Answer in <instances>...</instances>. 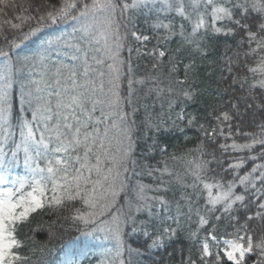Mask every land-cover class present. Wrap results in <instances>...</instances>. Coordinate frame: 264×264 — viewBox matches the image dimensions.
Masks as SVG:
<instances>
[{
  "label": "snow or ice",
  "instance_id": "6c2138e0",
  "mask_svg": "<svg viewBox=\"0 0 264 264\" xmlns=\"http://www.w3.org/2000/svg\"><path fill=\"white\" fill-rule=\"evenodd\" d=\"M146 8L152 13L153 31H162L164 41L179 35L181 47L187 46L185 51L190 59L184 65L183 79L171 75L180 61L169 60L171 79L167 93L177 101L181 96L185 100L194 99V85L189 80L196 70L197 55L206 58L207 41L223 33L233 39L239 37L238 49H247L242 60L238 54L228 67L230 74L237 73L231 77L229 87L239 84L248 94L244 98L245 112H240L237 100L227 111L212 113L216 126L211 131L199 125L204 136L213 141L217 136L224 137L221 156L230 152L244 155L231 162L215 155L211 160L172 157L180 162L182 171H170L165 164L148 175L159 171L162 176L174 177L185 190L187 211L179 207L177 210L195 225L189 237L199 245L198 256L188 264H248L246 254L253 252L258 253L256 264H264V0H51L35 13L17 17L19 23L8 22L17 35L9 43V51L0 49V57L4 58L0 66V185H4L0 187V264H28V257L21 254L23 245L17 238V229L28 221L30 214L46 205L59 209L79 201L81 207H72L75 215L71 218L91 224V232L104 233L105 238L114 241L117 258L125 249V237L129 235L125 227L129 223L132 233L140 231L152 238L149 246L175 234L176 228L163 227L156 234L150 233L146 224H137L134 211H147L151 216L154 208L167 210L169 205L165 195L147 196L143 185L138 186L134 211L131 203L128 211H113L116 197L126 188L134 144V86L145 84V80L132 78L131 60L125 61L120 53L126 46L129 54L133 51L128 46L130 37L140 43L149 41V36L136 28V21ZM69 22L72 32L46 40L41 52L33 58L36 63L32 67L41 68L38 78L17 76L19 70L11 60V49L19 48L45 28ZM158 45L144 53L156 61L153 68L160 67V58L168 55ZM136 51L139 53L140 49ZM53 53L57 56L55 61L51 60ZM250 57L256 60L255 66H249ZM121 77L127 79L126 94L120 91ZM17 80L30 118L12 115L9 90ZM148 91L159 96L165 89L157 81ZM168 106L172 109L174 102L170 100ZM248 110H252V124L259 129L258 133L240 126ZM184 119L181 110L176 120ZM196 120V116L189 117L188 125ZM234 120L238 121L235 131ZM146 126L159 132L163 122L148 121ZM234 136L244 142L238 143L232 139ZM229 139L231 144L227 142ZM21 153L31 179L10 178L9 169L19 161ZM257 159L262 162L256 163ZM213 162L215 168L210 167ZM249 162L253 166L246 171L244 166ZM26 185L30 191H25ZM164 185L161 178L154 191L161 192ZM47 191H51V197L46 195ZM163 191L166 193L167 189ZM225 220L222 230L215 222ZM257 220L261 226L254 228ZM176 224L180 226L179 219ZM64 264H75L70 254H66ZM111 264L125 262L114 258Z\"/></svg>",
  "mask_w": 264,
  "mask_h": 264
},
{
  "label": "trees",
  "instance_id": "16d2710c",
  "mask_svg": "<svg viewBox=\"0 0 264 264\" xmlns=\"http://www.w3.org/2000/svg\"><path fill=\"white\" fill-rule=\"evenodd\" d=\"M50 2L51 0H3V2H0V49L9 51V43L16 39L17 33L11 29L8 22L19 23L17 17L35 13L37 9L46 6ZM151 16L152 13L146 8L136 21L138 32L149 36V41L140 43L130 37L128 46H131L133 51L129 54L126 46L120 53V57L125 61L129 58L131 60L132 78L134 80H145V84L134 86L136 114L133 118L136 121V127L134 129L131 161L135 163L131 161L129 163V172L125 179L126 188L116 197L113 211L120 209L128 211L129 203L133 205L134 211L138 186L143 185L147 196L165 195L169 205L167 210L159 207L154 208L151 216L147 211H134L137 224H146L150 233L158 234L163 227L176 228V232L167 235L157 245L149 246L152 245V238L144 236L140 231L132 233V226L129 223L125 227V232L129 233L125 237V249L117 258L114 241L105 238L104 233L91 232L93 227L91 224L85 225L83 222L74 221L71 218L75 215V212L71 210L72 207H81L79 201H74L71 205L59 209L46 205L43 209H37L36 212L30 214L28 221L23 222V226L17 229V238L23 245L21 254L28 257V264H64L66 254L71 255L75 264H111L114 258L123 260L125 264H188L191 258L199 254V245L189 237V232L195 230V225L180 216L177 210L179 207L182 211H187L183 199L185 196L184 188L175 181L174 177H169L166 174L162 176L159 171H153L152 175H148V172L153 169H162L165 164H167L170 171H182L180 162L173 160L172 157H184L186 160L199 157L200 159L211 160L212 155H215L219 159L227 158L228 162H231L233 158L244 155V153L230 152V154L225 153L224 156H221L220 145L225 143L224 137L217 136L213 141L204 136L199 125L203 124L208 131H211L216 126L212 113L215 111L219 114L221 109L227 111L231 104L237 103V100L240 101V112H245L244 98L248 94L240 89L239 84L229 87L232 83L231 77L236 76L237 73L234 71L230 74L228 67L230 60H237L238 54L242 60L244 58L243 51L247 49H238L239 37L233 39L223 33L207 41L206 58L197 55L196 70L189 80V83L194 85L193 90L196 93L194 99L185 100L181 96L177 101L175 96H170L167 93L171 79L168 73L169 60L180 61L177 65V71L171 75L176 79H183L184 65L189 63L190 59L185 51L187 46L181 47L182 37L179 35L171 36L169 40L164 41L162 31L152 30ZM31 23L34 25L35 21ZM176 25L178 30L179 18H177ZM24 30L26 31L27 28ZM72 30L71 22L52 25L20 44L19 48L11 49V60L15 63V68L19 70L16 75L21 79L38 78L41 68L39 66L32 67L36 63L33 58L41 52L44 42L57 36H66ZM5 36L8 37V40H5ZM158 39L160 40L159 45ZM16 42L19 43V40H16ZM157 45L160 50H166L168 55L160 58V67L153 68V63H156V61L144 53L146 51L151 52L153 46ZM137 48L140 49L139 53L136 51ZM178 48H181L180 52L176 51ZM60 59H64V57L61 56ZM51 60H57L55 53L51 55ZM249 60V66H255L256 60L251 57ZM3 63L4 58L0 57V66ZM232 66L235 68L236 64L233 63ZM126 68L127 65H125V70ZM121 81L120 91L122 94H126L127 79L121 77ZM157 81L159 87L165 89V92L159 96L155 92L149 94L148 90L154 88ZM255 91L253 90V94H255ZM170 100L174 102L172 109L168 106ZM9 102L12 105V115L14 117L30 118V111H26L27 105L24 102L19 80L9 90ZM255 103L258 104L259 100H256ZM181 110H183L185 119L182 121L176 120V114ZM191 116H196L197 120L189 126L188 118ZM256 119L259 120V115ZM252 120V110H248L244 124L240 126L245 131H256L258 133L259 129L252 124ZM148 121L153 124L162 121L163 126L157 132L154 127L149 128L146 126ZM232 123L235 131L238 121L234 120ZM225 131H227V128H225ZM232 139H236L238 143L244 142L236 136ZM232 139L227 142L231 144ZM256 151H259V146H257ZM201 152L204 153L203 156H201ZM254 154L249 153V155ZM261 162L259 159L256 160V163ZM41 166H44L43 162H41ZM252 166V163L249 162L244 167L247 171ZM210 167L215 168V162ZM216 171L223 175L218 168ZM9 174L12 179L16 177L31 179L30 169L24 164L22 153L19 161L9 169ZM161 178L165 180V185L162 186V191L157 193L154 189L157 188ZM216 178L219 179V176ZM208 182H211V176L208 177ZM7 186L11 187V184ZM0 187H4V185H0ZM50 187L51 185H49V189ZM163 188L167 189L166 193ZM25 191H30L27 185ZM213 192L215 194V189H213ZM46 195L51 197V191H47ZM177 219L180 220V226L176 224ZM215 223H218L223 230L227 221ZM260 226L261 222L259 220L253 225L254 228ZM89 232H91L90 235L85 234ZM203 236L204 232L201 231V239ZM246 257L248 264H256L258 253H249Z\"/></svg>",
  "mask_w": 264,
  "mask_h": 264
},
{
  "label": "rangeland",
  "instance_id": "374dc122",
  "mask_svg": "<svg viewBox=\"0 0 264 264\" xmlns=\"http://www.w3.org/2000/svg\"><path fill=\"white\" fill-rule=\"evenodd\" d=\"M247 255V254H246Z\"/></svg>",
  "mask_w": 264,
  "mask_h": 264
}]
</instances>
